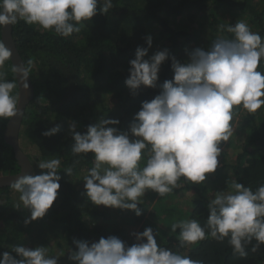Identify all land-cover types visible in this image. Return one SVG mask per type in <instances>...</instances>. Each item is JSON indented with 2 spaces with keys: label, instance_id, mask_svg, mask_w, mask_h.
Here are the masks:
<instances>
[{
  "label": "clouds",
  "instance_id": "9594fccd",
  "mask_svg": "<svg viewBox=\"0 0 264 264\" xmlns=\"http://www.w3.org/2000/svg\"><path fill=\"white\" fill-rule=\"evenodd\" d=\"M113 8L112 0H0V29L23 21L53 31L61 37L79 33L84 21ZM79 25V26H78ZM231 38H217L205 49L185 48L183 62L171 56L167 48L148 56L152 36L145 37L147 47H137L129 61L125 85L132 96L142 87L159 89L150 101H143L128 131H120L118 119H101L77 131L69 123L74 140L73 156H94V165L82 179L84 195L97 205L131 210L140 216V198L146 191L164 197L179 186L181 179L202 184L206 174L215 173L220 165L221 144L233 135L234 109L242 106L255 113L264 106V39L250 25L237 20L227 27ZM12 51L0 41V120L20 116L18 98L13 95L16 80H7L3 71ZM145 57H148L145 59ZM171 60L173 78L159 82L162 64ZM31 64V61H29ZM12 71L28 88L29 69L13 65ZM60 126L42 133L56 135ZM135 137V139H132ZM147 155L146 163L140 166ZM61 161H41L40 174H24L11 184L20 203L14 208L27 209L24 223L42 219L58 198ZM69 176L72 170H63ZM209 215L203 226L196 219L171 225L179 229L180 247L196 244L211 235L227 238L235 253L246 255L245 247L253 240L252 250L264 245V184L255 191L240 182L218 192L207 205ZM137 243L129 246L116 236L98 241L74 240L76 250L68 256L72 264H202L178 251L162 247L151 227L132 233ZM15 253V255H13ZM59 256H50L46 246H12L0 253V264H58Z\"/></svg>",
  "mask_w": 264,
  "mask_h": 264
},
{
  "label": "trees",
  "instance_id": "16d2710c",
  "mask_svg": "<svg viewBox=\"0 0 264 264\" xmlns=\"http://www.w3.org/2000/svg\"><path fill=\"white\" fill-rule=\"evenodd\" d=\"M112 3L113 8L107 14L98 11L91 21L82 22L79 33L74 32L66 38L22 20L12 25L15 47L25 68L29 69L33 87V99L26 106L21 122L19 146L31 164L32 174L41 173L37 167L39 162L59 159L61 180L58 198L46 216L27 225L24 221L30 217V211L14 208L20 203V194L11 186L0 189V253L11 251L12 246L34 248V241L47 235L45 230L48 229L56 234L55 241L58 239V244L65 245L70 251L76 250L74 240L93 242L108 236H116L131 246L137 243L131 232L139 233L151 227L154 233H158L156 239L160 246L202 261V264H264V245L253 251L255 240L245 247L244 256L233 251L227 238L221 241L210 234L196 244L180 247L179 229L171 232V225L181 220L196 219L203 226L211 200L205 189H199L186 179H182V185L164 197L153 191L149 193V199L156 197L153 206L147 205L146 195L141 197V205L138 206L142 213L140 216L131 210L117 209V221L121 223L119 226L125 225L124 228L103 225L101 220H109L112 216L102 213V206L91 203L83 194V182L77 181L81 172L93 167L94 156L91 153L73 156L74 140L69 133L72 121L76 122L77 131L85 133L88 125L101 119H118V129L128 131L141 103L159 94V89L142 87L138 95L132 96L125 85L129 61L135 58L138 46L147 47L146 36L151 35L153 39L148 56L160 51L161 48L155 44L163 41L168 46H162V50L167 48L171 56L183 62L186 57L181 56V52H185L188 44L200 38L201 34L206 35L205 39L208 36L201 47L205 49L217 38H231L227 27L234 23L226 20L224 15L235 13L246 16L252 31L264 39V2L112 0ZM190 13L207 16L206 29L201 34L175 25L178 18L183 19ZM186 18L193 20L191 15ZM257 70L264 72V61ZM3 71L7 80H16L10 60L5 63ZM172 78L169 59L161 66L159 82ZM13 95L18 98V87L13 90ZM241 109L242 106L234 109L232 121V127L244 135L241 150L232 163L219 165L216 179L221 178L222 173L228 174L229 189L235 181L255 191L264 184V115L259 119L254 113L242 112ZM7 122L0 120V175L19 172L13 149L3 138ZM56 125L60 126L56 135H42ZM148 154L146 150L141 167ZM69 168L71 176L63 171ZM128 226L135 230L127 231L125 228ZM32 230L34 240L27 234Z\"/></svg>",
  "mask_w": 264,
  "mask_h": 264
},
{
  "label": "rangeland",
  "instance_id": "374dc122",
  "mask_svg": "<svg viewBox=\"0 0 264 264\" xmlns=\"http://www.w3.org/2000/svg\"><path fill=\"white\" fill-rule=\"evenodd\" d=\"M253 2H264V0H252ZM189 15H191L193 17V20L189 21L186 17H189ZM189 15L185 16L183 19H177L174 23L177 27H181V28H187L188 31H195V32H199L200 34L202 33L201 31H204L206 29V21H207V16L204 14H192L190 13ZM226 15V16H225ZM224 18L226 20H229L231 23H235L237 20H243L245 22H247L246 16H237V14H233V13H229V14H225ZM184 21V22H183ZM248 23V22H247ZM175 26V27H176ZM200 30V31H199ZM206 35L201 34V37L198 38L197 40H195L194 42H191L188 44V49H194L196 47H203V45H205V43L208 40V36L206 37V39L204 38ZM232 36V34H231ZM202 40V43L200 44V41ZM168 46V44H166L163 41H158L155 46L158 48H161L162 50V46L164 47ZM164 49V48H163ZM181 56H185L186 54L185 52H181ZM187 59V57H186ZM242 112L244 109H241ZM255 115H257L256 117L261 119L263 118L264 115V106H262L261 109L257 110V112L254 113ZM244 140V135L243 133L239 130H237L235 127H233V135L229 138V140L227 142H224L221 145L222 151H221V155L218 158L220 160V164L224 163H232L233 160L235 159V155L237 152H239L241 150L240 148V143L243 142ZM88 174V170H84L83 172H81V174H79L77 176L78 180L80 182H83L82 179L85 175ZM217 174L216 173H211V174H206V180L204 183L202 184H195L197 186H199V189H205L206 190V195H208V197H210L211 199L215 197L216 194H218V192L221 191H227L230 190L228 185L229 180L228 178V174H223L220 175L221 178H217ZM71 178H74V176H72ZM183 179V178H182ZM181 179V181L178 182V184L182 185L183 180ZM177 189V188H175ZM152 191H146L145 195L147 199V205L153 206L156 202V197L154 199H149L148 195L149 193H151ZM144 195V196H145ZM157 196H159L157 194ZM189 196L186 197V200L188 199ZM141 201V199H140ZM27 210V209H26ZM117 209H113V208H108V207H103L101 208V212L102 213H106L111 215L112 217L109 220H101L102 224L105 226H110L111 228H114L116 226L121 225L120 221H117L118 219V214H116ZM125 225L119 226V227H123L124 228ZM132 226H128L125 229L127 231L129 230H135L134 227L131 228ZM34 230H32L31 232L27 233L29 235V237H31L33 240L35 238V233L33 232ZM47 232V235H45L44 237L42 236L41 238H37L36 241H34V243H36L34 246H46L48 248V254L50 256H59V260H58V264H72L71 261H69L68 256L70 255L69 250H66L67 248L65 247V245H59L58 244V239L55 238L57 237L56 234H54V232L50 229L45 230ZM134 232H131V235Z\"/></svg>",
  "mask_w": 264,
  "mask_h": 264
},
{
  "label": "water",
  "instance_id": "95a60500",
  "mask_svg": "<svg viewBox=\"0 0 264 264\" xmlns=\"http://www.w3.org/2000/svg\"><path fill=\"white\" fill-rule=\"evenodd\" d=\"M1 41H3L13 53L12 58L10 59L12 67L13 65L25 67L12 38V26H7L5 29H1ZM14 76L18 87V107L20 108L22 114L8 120L5 126L3 138L4 141L13 149L14 157L19 166V172L16 174L0 175V189L11 186V184L15 182L20 175L32 173L31 164L19 146V132L25 108L33 99V87L30 77L27 80L28 88L26 89L24 81L19 76L17 77L16 73H14Z\"/></svg>",
  "mask_w": 264,
  "mask_h": 264
},
{
  "label": "built area",
  "instance_id": "2783aa9c",
  "mask_svg": "<svg viewBox=\"0 0 264 264\" xmlns=\"http://www.w3.org/2000/svg\"><path fill=\"white\" fill-rule=\"evenodd\" d=\"M137 242V241H136Z\"/></svg>",
  "mask_w": 264,
  "mask_h": 264
}]
</instances>
